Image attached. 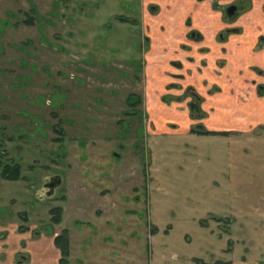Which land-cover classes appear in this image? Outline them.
I'll return each mask as SVG.
<instances>
[{
	"label": "rangeland",
	"instance_id": "obj_1",
	"mask_svg": "<svg viewBox=\"0 0 264 264\" xmlns=\"http://www.w3.org/2000/svg\"><path fill=\"white\" fill-rule=\"evenodd\" d=\"M143 1L0 0V149L22 177L0 178V224L67 230L71 264L264 262V122L187 131L188 100L153 95L141 68ZM214 104L208 130L241 125L243 110ZM44 175L62 178L51 195Z\"/></svg>",
	"mask_w": 264,
	"mask_h": 264
},
{
	"label": "crops",
	"instance_id": "obj_2",
	"mask_svg": "<svg viewBox=\"0 0 264 264\" xmlns=\"http://www.w3.org/2000/svg\"><path fill=\"white\" fill-rule=\"evenodd\" d=\"M215 2L143 1L145 14L141 19L142 25L152 42L146 53L149 61L146 75L153 95L157 92L161 96L178 95L182 93V88L189 85L196 86L203 94L214 89V86L219 87V91L207 96V101H213L219 107V112H225L227 107L233 106L236 110L239 108L244 111L242 114L237 113L238 117L241 116V125L230 120L237 126L219 129L244 131L246 123L256 126L264 122L260 113L256 117L255 113L249 114L250 107L256 106L259 112L264 104V98L256 97V84L253 83L258 79L254 68L264 70V46H258L260 37L264 36V0H253L246 13L235 22H227L223 15L224 9L213 7ZM218 3L223 6L228 0H220ZM228 29L240 31L224 38L222 33ZM189 59L194 62L189 63ZM178 60L183 63L181 70L172 65V62ZM203 61L206 66L200 72L197 68ZM187 69H191V72L188 73ZM171 84H180L181 87L169 90L167 87ZM0 236V264H60L61 253L55 245L56 234L45 237L40 233L36 237L33 236V229L24 234L19 232V225H3L0 226ZM226 252L230 253L231 250ZM34 257L40 259V262H36ZM230 262L264 264L245 257Z\"/></svg>",
	"mask_w": 264,
	"mask_h": 264
},
{
	"label": "flooded vegetation",
	"instance_id": "obj_3",
	"mask_svg": "<svg viewBox=\"0 0 264 264\" xmlns=\"http://www.w3.org/2000/svg\"><path fill=\"white\" fill-rule=\"evenodd\" d=\"M218 1H220V0H216V2L213 3V7L215 9H220V8L224 9L223 10L224 19L227 22H235V21H237V19L239 17H241L244 13H246L247 9H249L250 5H252V1L253 0H232V1L228 0V3L224 4L223 6H220ZM232 7H235L236 11H235V13L233 15H230L229 14V10ZM130 23L134 24L135 26H138V24L140 25V23L138 21H136V23H135L134 21L132 22L130 20L127 24H130ZM239 31H240L239 29H228V30H225L222 33V36L224 38H228L229 35H232L235 32H239ZM151 43H152L151 42V38L146 35V37L144 39V42L141 45L142 50H145L144 51L145 55L150 50ZM258 46L261 47V48L264 46V36L260 37V42H259ZM145 60H146V62H143V61L141 62V68H143V66H142L143 63L148 66L149 61L147 60L146 56H145ZM193 62H194L193 59H189V63H193ZM172 63H173L172 65L174 67H178L180 70L183 69V63L181 61L178 60V61H175V62H172ZM219 63H222V62H219ZM205 66H206V62L205 61L201 62V65L198 66V68H197L198 71L201 72L203 70V67H205ZM143 70H144V68H143ZM254 71H256L257 77H258V79L253 81V83L256 84V97L262 99V98H264V82H260V80L261 79L264 80V70L263 69H259V68H254ZM187 72L190 73L191 69H187ZM180 80H181V78H180ZM203 86L206 87L205 84H203ZM180 87H181L180 84H171L167 88L170 90V89H178ZM217 91H219V87L214 86V89L209 90L207 93L203 94V93H200L197 90L196 86L189 85L186 88H182V93H180L178 95H170L169 99H167V101H166V98H168V97L163 96L162 97V101H164V102H166L168 104L169 103L180 104V103L185 102L186 100H188L186 102V104H187L188 107H190L191 116L190 115H185V119H186V122H187V129H188L187 131H189L190 133L201 134L200 132L206 131V132L222 133L224 135H220V136H225L227 134H231L233 132H236V130L210 131L204 125L206 123V120L209 119V114L207 112V108L205 107V106H207V96L211 95V94H214ZM131 96L132 95L130 94L128 96L127 100H126V106L128 108H127L126 111H124L125 116H128V117H130V116H132L134 114L132 112V106H131V102H130L131 101ZM50 103H51V101H50ZM247 104H248V102L245 103V105H247ZM250 105H252V104L250 103ZM49 106L52 107V103ZM252 108H254L256 110V106L250 107V109H252ZM256 114L257 113L254 114L255 117L257 116ZM195 122H196V124H193ZM129 123H130L129 120H122V121L120 120L119 124H121L120 125L121 130L124 131V132H128L130 130L129 128H127ZM261 123H263V122H261ZM195 128H197V129H195ZM55 129H56V131H59L57 129V127ZM237 132H240V130L238 129ZM21 137H22V135H20L19 138H21ZM28 137H29V140H30V134L28 135ZM11 139L13 140L15 138L11 137ZM0 146H2V143H0ZM32 151L33 150H31V153L34 154ZM7 155H8V153L6 151H3L2 148H1L0 149V178L3 179V180H6V181L19 182L20 179L10 180V179H7L4 176V170H5L6 167H8L9 164H11L13 167L19 166L21 168L19 162H15V164H14L12 159H9ZM44 155H46V153L43 152V156ZM118 156H120V155H118ZM33 163L35 164V163H40V162L38 160L34 159ZM39 166H42V165H39ZM44 170L48 171V167L45 166ZM35 177H36V170H34V172H33V175H32L33 179L32 180H34ZM37 178L38 177H36L35 181L38 180ZM42 182H43L42 187L44 188V190L48 193V195H51L53 193V191H56L61 186L62 178L59 175H57V176L56 175H44V178L42 179ZM51 186H53V187H51ZM2 211L3 210H0V217H2V215H3V217L6 215ZM23 214H27V213L24 212ZM217 221H219V220H217ZM3 225H4V223H3ZM3 225L0 224V226H3ZM24 227L28 228V231L24 232V234L28 233L29 231H31L30 227H28V226H24ZM38 234H40V233L33 229V236L35 235L37 237ZM1 236H3V234H1ZM1 236H0V238H1ZM22 258H24V256H22ZM208 264H211V263H208Z\"/></svg>",
	"mask_w": 264,
	"mask_h": 264
},
{
	"label": "trees",
	"instance_id": "obj_4",
	"mask_svg": "<svg viewBox=\"0 0 264 264\" xmlns=\"http://www.w3.org/2000/svg\"><path fill=\"white\" fill-rule=\"evenodd\" d=\"M167 99H169V98H166V101H167ZM130 102H131L132 108H136L138 105L141 104V98L136 96V95H132ZM133 113H134L133 115L136 114L135 111ZM200 133L203 135H224L222 133L206 132V131H202ZM4 176L10 180L21 179L22 178L21 177V168L19 166L13 167L11 164H9L8 167H6L4 170ZM63 212H64L63 208H61V207H55L51 210L52 222L54 224L58 225L62 222ZM22 216H23L22 219L25 222H27L28 221V217H26L27 214H22L21 217ZM26 231H28L27 227H24V226L19 227V232L24 233ZM156 231H157V228H154V233ZM55 245L61 253V258H60L59 263L60 264H71V262H70L71 242H70L69 232L67 230H64L61 234H59L55 237ZM195 261L198 264H208V263H205V261H202L199 259H196ZM211 264H232V263L230 261L217 260Z\"/></svg>",
	"mask_w": 264,
	"mask_h": 264
},
{
	"label": "water",
	"instance_id": "obj_5",
	"mask_svg": "<svg viewBox=\"0 0 264 264\" xmlns=\"http://www.w3.org/2000/svg\"><path fill=\"white\" fill-rule=\"evenodd\" d=\"M235 11H236V8H235V7H232V8L229 10V14H230V15H233V14L235 13ZM51 187H53V186H51Z\"/></svg>",
	"mask_w": 264,
	"mask_h": 264
}]
</instances>
